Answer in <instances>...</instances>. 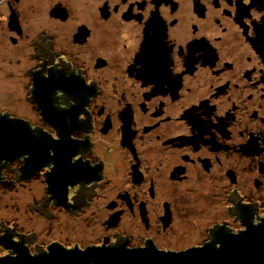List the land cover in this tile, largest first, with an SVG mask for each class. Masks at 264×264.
<instances>
[{
  "label": "flooded vegetation",
  "instance_id": "af4514ba",
  "mask_svg": "<svg viewBox=\"0 0 264 264\" xmlns=\"http://www.w3.org/2000/svg\"><path fill=\"white\" fill-rule=\"evenodd\" d=\"M0 73V264L259 240L264 0H0Z\"/></svg>",
  "mask_w": 264,
  "mask_h": 264
},
{
  "label": "water",
  "instance_id": "95a60500",
  "mask_svg": "<svg viewBox=\"0 0 264 264\" xmlns=\"http://www.w3.org/2000/svg\"><path fill=\"white\" fill-rule=\"evenodd\" d=\"M6 119V117H4ZM24 123L13 126L0 125V160L16 157L32 147L30 133ZM258 241L248 235L224 239L220 249L206 247L178 255L138 252L83 253L80 262L94 261L97 264H264V229Z\"/></svg>",
  "mask_w": 264,
  "mask_h": 264
},
{
  "label": "rangeland",
  "instance_id": "374dc122",
  "mask_svg": "<svg viewBox=\"0 0 264 264\" xmlns=\"http://www.w3.org/2000/svg\"><path fill=\"white\" fill-rule=\"evenodd\" d=\"M0 111H5V103H6V97L7 93L6 90L4 89L5 87V76L4 73H0Z\"/></svg>",
  "mask_w": 264,
  "mask_h": 264
}]
</instances>
